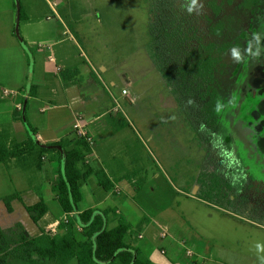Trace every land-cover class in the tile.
Listing matches in <instances>:
<instances>
[{"label": "rangeland", "instance_id": "rangeland-1", "mask_svg": "<svg viewBox=\"0 0 264 264\" xmlns=\"http://www.w3.org/2000/svg\"><path fill=\"white\" fill-rule=\"evenodd\" d=\"M258 1L262 6L251 14L256 32L244 43L249 47H244L241 63L234 57L231 70L227 69L230 57L225 53L217 74L218 110L233 136V147L221 149L213 145L211 134L194 132L192 119L155 62L148 34L151 0H16V31L28 42L23 46L31 75L36 64L37 72L49 70L48 78L58 82L54 65L45 63L51 57L66 68L77 67L80 75L87 72L85 61L108 68L106 77L105 66L102 68L105 81L93 79L83 84L101 98L90 104L102 115L96 125L88 127L96 143L87 160L95 173L81 186L79 208L99 206L109 194V204L122 212L117 222L124 218L136 228L159 230V250L167 243L160 236L162 222L170 233H180L183 227L187 239L193 241L186 240L190 247L197 251L202 246L204 254L211 250L220 264H264V0ZM9 6L0 0V7ZM228 10L226 6V22ZM246 10L251 12L252 7ZM65 55L68 58L61 59ZM22 69L27 64L22 65L17 50L7 43L0 50V106H13L17 94L5 90H18L13 83ZM81 114L85 122L94 118ZM48 115L42 113L40 119ZM7 130L0 125V141L8 137ZM42 152L44 159L27 154L32 163L27 166L16 162L17 155L11 156L15 162L8 169L0 165L3 226L25 220L27 231L35 235L43 228L55 233L60 220L68 222L49 190V182L59 179L62 167L52 151ZM37 161L42 170L35 165ZM100 176L110 179L113 189L100 186ZM17 192L9 211L2 197ZM41 196L50 212L35 222L23 204L39 201ZM57 218L56 223H48ZM163 255L158 252L154 260ZM68 264L79 262L73 259Z\"/></svg>", "mask_w": 264, "mask_h": 264}, {"label": "trees", "instance_id": "trees-1", "mask_svg": "<svg viewBox=\"0 0 264 264\" xmlns=\"http://www.w3.org/2000/svg\"><path fill=\"white\" fill-rule=\"evenodd\" d=\"M190 6L192 0H151L149 45L157 66L192 119L194 132L211 134L215 147L230 149L233 136L222 123L218 110L217 74L225 53L230 57L225 65L227 69L231 70L234 57L241 63L242 51L249 47L244 43L256 32L255 18L251 14L255 7L262 5L258 0H196L189 12ZM226 6L229 7L228 22L224 16ZM249 6L251 12L246 10ZM235 8L237 10L233 11ZM250 18L253 21L249 22ZM21 42L27 46L22 38ZM59 71L65 86L81 83L77 67ZM18 114L16 116H22ZM25 122L31 132L30 139L14 145V153L0 141V162L18 154L22 148L32 149V145L36 146L40 158L44 150L56 151L62 170L52 190L69 218L68 222L59 221L55 233L43 228L35 235L29 233L21 221L11 226L0 222V264H68L73 259L79 264H157L138 244L141 226L136 228L124 218L115 225L110 224L116 215L115 207L79 208L78 203L83 198L81 186L95 173L87 160L93 146L74 131L58 141L40 145L34 140L37 132L26 117ZM99 184L106 190L114 186L101 176ZM18 196L17 192L2 197L9 211L13 210L11 202ZM23 205L35 222L49 210L42 199Z\"/></svg>", "mask_w": 264, "mask_h": 264}, {"label": "crops", "instance_id": "crops-1", "mask_svg": "<svg viewBox=\"0 0 264 264\" xmlns=\"http://www.w3.org/2000/svg\"><path fill=\"white\" fill-rule=\"evenodd\" d=\"M6 1L10 4V6L5 8L0 7V50H4V47L7 43L13 45L14 49L17 50L18 56H21L22 58V65L27 64V69L25 71L23 69L21 71H18L20 72V75H17L19 76L17 77L19 78V80L13 83L14 85H17L16 86L17 88L15 89H18L21 92L20 94L16 95L15 99H13L12 102L13 106L12 107L8 106L7 108L0 106V125H4L8 127L7 130L8 137L4 142L1 141V144L9 148V147H13L14 145L26 143L30 139L31 132L25 122V117L26 120H28V122L31 124V126L36 130L37 133L36 135L33 136V138L40 145L52 143L60 140L62 137L66 135H71L74 131V124L76 122L77 117L83 115L81 113L86 114V116H89V114H93L94 116L93 119H89L88 120L89 122H86L87 127L90 128L91 123L94 122H96L95 123L96 125L102 114H100V110L98 107H94L90 104V101L92 103L94 99L100 100L101 98L95 95V91L91 89H85L83 84L86 83V81L93 79L95 81L96 80L105 81L102 78L101 73L103 71L102 70L103 66H105V70L103 71V77H106L108 71L107 66L104 65L103 63L94 65L91 62L85 61V65H86L85 68L87 72L86 73L83 72V75H80L82 77L81 83L77 84L76 82L69 86H65L59 69L60 68L63 69L66 67L64 65H61L58 59L51 57L45 59V63L47 65L50 64L54 65V74L60 77L58 82L51 77L48 78V74L51 72L49 70L47 72L46 71L44 72L42 69V72L40 73L37 72L36 64H34L31 75L30 74L31 63L29 61L27 51H25L24 46L21 42V38L19 37L16 31V26L18 24V18H19L16 0H6ZM25 17H26L25 19L26 21L30 19L28 15ZM24 37L27 38L26 35H24ZM55 43L56 45L59 44V42L57 41ZM67 58L68 56L65 55L61 59H67ZM110 81L111 83H115V81L112 78L110 79ZM50 93L53 95H57L58 99L54 98ZM19 103H21V106ZM72 104L75 108L72 106ZM76 106L85 107V108L89 107L88 111H90V113H88V111L85 112L84 110H77ZM47 112H49V115L46 116V119L44 118L43 120H41L40 118L43 117H41L40 114ZM18 113L22 114V116H16V114ZM83 119L85 120L84 115H83ZM46 120L52 121L53 123L49 125L47 124ZM30 148L29 149L22 148L21 151L18 154H16L20 158L19 160H16V162L20 163L23 166L32 164L29 163L27 159V154H33V153L37 154V148L35 145H32V149ZM93 151H94V146L92 148V152ZM14 152L15 151L13 150L12 153ZM54 157L60 163L59 166L62 167V163L60 162L59 157L56 155V151L54 152ZM41 158L44 159V155H42ZM14 162H15L14 157L10 156L9 158L6 159L5 162H0V165H3V168L8 169L9 166ZM35 165L37 166L38 169L42 170L43 167L41 162L37 161L35 162ZM88 179L85 182H87ZM56 180L57 178H54L52 182H49L50 183L49 190L51 192H53L52 186L56 182ZM108 180L110 179L106 178V181ZM10 182L14 183L11 180ZM109 196H110L109 194L103 196L100 205L93 207L101 208V209L115 207L116 215L113 216L110 221L111 225H115L117 222L118 215H120L122 212L117 205L109 204L108 202ZM55 198H56V194H55ZM40 199L46 202L43 196H41ZM47 205L49 204L47 203ZM83 209L86 208H82V210ZM49 212H50V206L46 215ZM63 215H64V211H62L61 216ZM58 220L59 219L57 218L55 222H48V223L52 225L53 223H56ZM20 221L26 224L25 220H20ZM182 228L183 227H180L181 229L180 233L171 232L170 233L171 235L166 236L167 243L166 245L160 247V250L157 247V243H156L159 234V230L156 227L151 228L150 231H147L146 229L145 230L142 229L140 233L143 234V237L138 238V244L139 246L142 247L144 252L157 264H199L201 263L202 259L205 260V264H220L219 263L220 260L214 258L211 250L209 253L204 254L202 246H199L197 251L195 250V254L193 255V257L188 256L186 250L187 248L190 247V245L186 242V240L190 243H193V241L187 239L185 230L184 229L182 230ZM162 248L166 249L165 253H162L161 251ZM183 248L185 251L184 254L182 253ZM158 252L164 254L163 258L154 260ZM225 263L229 264L227 262Z\"/></svg>", "mask_w": 264, "mask_h": 264}, {"label": "built area", "instance_id": "built-area-1", "mask_svg": "<svg viewBox=\"0 0 264 264\" xmlns=\"http://www.w3.org/2000/svg\"><path fill=\"white\" fill-rule=\"evenodd\" d=\"M54 10H55V13H57V10L56 9H54ZM5 92L6 93H11V94H17V95L21 93L20 90H17V91L12 90L10 92L8 90H5ZM123 92L126 93V94L128 93L126 88L123 89ZM19 104L21 106V103H19ZM74 132H76L77 135H79L81 137H84L89 142V144L91 146L95 145V139L93 138L91 132L89 131V129L87 127V123L83 119V115L77 117L76 122L74 124ZM63 218H65V220L68 221V218H69L68 214L65 213V216ZM161 223H160V226H161L160 235L162 237H166V236H168V234H170L169 226L167 224H165V223H162V224ZM140 237H143L142 233L139 234V238ZM161 251H162V253H165L166 249L162 248ZM186 253H187L188 256H192L193 257V255L195 254V250L193 248L189 247V248H187ZM199 264H205V260L202 259L201 263H199Z\"/></svg>", "mask_w": 264, "mask_h": 264}, {"label": "clouds", "instance_id": "clouds-1", "mask_svg": "<svg viewBox=\"0 0 264 264\" xmlns=\"http://www.w3.org/2000/svg\"><path fill=\"white\" fill-rule=\"evenodd\" d=\"M196 5V0H192V6L188 8V11L191 12L193 10V7Z\"/></svg>", "mask_w": 264, "mask_h": 264}]
</instances>
